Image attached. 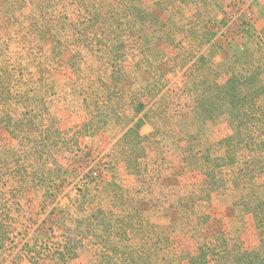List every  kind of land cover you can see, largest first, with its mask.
<instances>
[{
  "label": "rangeland",
  "instance_id": "1",
  "mask_svg": "<svg viewBox=\"0 0 264 264\" xmlns=\"http://www.w3.org/2000/svg\"><path fill=\"white\" fill-rule=\"evenodd\" d=\"M1 1L0 81L6 80L10 64L21 63L32 73L25 72L21 83L32 100L28 108L17 102L10 109L13 120L0 105V152L6 147L13 155L26 151L33 126L46 110L53 118L47 124H54L51 138L59 129L73 147L71 152L51 147L58 165L45 153L42 159L39 155L26 161L35 175L14 214L17 230L24 229L21 223L70 211L74 219L67 221L69 232L79 247L70 264H132L131 249L141 242L130 223H140V218L155 224L154 236L164 240L162 250L156 245L142 251L155 264H187L185 258L206 238L227 240L230 249L235 242L256 247L254 216L244 203L263 193L264 170L256 172L246 162L263 155L264 145L260 138H250L242 111L255 100L259 111L253 125L264 137V0H143L161 24L137 20L134 28L127 19L107 17L125 9V0H84V5L12 0L3 10ZM33 7L67 18L56 20L53 25L58 27L52 26L43 41L30 26ZM87 10L94 23L82 25ZM237 74L242 80L233 78L231 83L248 98L234 107L224 87ZM138 102L146 105L141 113L136 111ZM140 118L145 122L141 134L154 135L143 145L148 172L135 176L117 143ZM92 122L104 128L92 134ZM241 136L250 144H239ZM48 144L50 140L41 150ZM228 146L232 165L219 171L222 185L210 201L178 207L206 179L203 172L184 169L182 157L190 154L188 149L194 154L206 150L215 159L225 156ZM100 160L106 162L103 178L92 171ZM5 179L0 183L4 193ZM90 183L91 195L77 201ZM48 192H54L53 198ZM9 253L0 255L2 264H29L15 255L17 250Z\"/></svg>",
  "mask_w": 264,
  "mask_h": 264
},
{
  "label": "trees",
  "instance_id": "2",
  "mask_svg": "<svg viewBox=\"0 0 264 264\" xmlns=\"http://www.w3.org/2000/svg\"><path fill=\"white\" fill-rule=\"evenodd\" d=\"M11 1L12 0H2L1 9L3 10L9 7ZM125 1L127 4L125 9L118 13L108 14V19L118 17H120V19H127L131 28L135 27V22L137 20L149 19L154 24L156 22L161 24L160 21H158V19L155 20L154 16L148 11V7L143 0ZM70 2L73 5H84V0H70ZM32 12L33 15L30 26L39 39L43 41L47 37V33L51 31L52 26L58 27L57 23L53 25L56 20L61 21V19L67 18L66 15H60V18L57 15L53 16L38 7H33ZM91 14L92 12L87 10V17L82 25L91 24L94 21V16H90ZM49 16L51 18L47 21L46 19ZM53 48H55V46ZM201 58L202 57H200L198 61ZM25 72H27L26 74H32L28 71L27 67L23 66L21 63L10 64L8 70L5 72L6 80L0 81V105L8 109L6 118L9 120H13L12 115H10V109H13L17 102H20L26 108L31 105L32 99L29 96L30 90H23L21 88L22 78ZM242 77L243 75L240 74L230 77L224 87V89L228 88V102L234 107L238 106L240 101H244L248 98V96H242L239 85L231 83L233 78L242 80ZM254 101L252 104H249L247 112L242 111V117L245 118L244 126L251 127L250 138L256 136L260 138V143L264 145L263 133L260 132L261 130H258L259 127L257 125L256 127L253 125V121L256 120L257 112L259 111V109H256ZM93 104L97 106L96 102ZM135 106L138 113L143 112L146 108L145 103L141 102L136 103ZM87 108H89V105H87ZM100 117L101 112L94 116V118ZM38 118V123L33 126V138L28 140L29 147L26 151H22L20 155H18V153H16L17 155H13V150H8L6 147L3 148L2 153L0 152V154H2V157L0 155V183L5 176H7V179H5L4 185L8 183L6 185L8 190L6 193L3 192V189H1L3 186L0 185V255L7 252L12 254L17 250L15 255L23 256L28 260L29 264H70L79 255V247H77L78 239L69 232L71 227L68 226L67 223L69 217L71 220L74 219L70 211L61 210L62 216L59 218H53L52 216L51 218L48 216L30 225L21 223L24 229L20 231L17 230L16 221L18 218L15 217L14 214L17 206L20 204L21 193H24L26 184H28L31 181V177L35 175V172H30L26 165V161L29 157L39 155L42 159L45 153L48 157L50 156L49 158L56 165H58V160L56 157H53L51 147H59L60 150H66L67 152L73 151V147H68L64 134L62 132L59 133V129L56 130L57 135H54L57 137L51 138L54 133L50 134V131L54 129V124L51 126L47 125L49 122L53 121L51 114L47 110ZM144 124L143 118H140L117 143L119 155L126 163L128 172L135 176H143L148 172L144 159L145 147L143 145L144 142L149 141L153 137L154 133L142 135L140 127ZM102 128H104V124L96 125L92 122L91 131L89 132L96 134ZM41 135H43V138ZM49 140L51 145L48 144L44 151L41 150L42 145ZM243 141L250 144L248 139L246 140L241 136L239 144ZM140 145L141 148L136 149V147ZM76 147H78V144H76ZM188 151H191L190 154L182 157L184 169L187 173L195 171L203 172L206 179L203 183L193 186V190L186 197L180 199L177 205L181 208L183 203L187 202H192L194 206L202 202H209L212 193L222 185L221 179L218 177L219 171L227 165H232L230 160L233 157V155H231V146H228V152L225 156L215 159L211 158L209 152L206 150H200L198 154H194L191 147ZM105 163V161L100 160L95 165V168L92 169V171L98 172V176L102 175V178L103 172L105 171L103 169ZM253 164L256 166V172L264 170V153L259 157L255 156L247 161L246 167ZM243 171L244 168L240 169V173ZM250 172H254V169H251ZM41 181H43V179L39 180L40 185ZM92 184L93 183H90V187L86 188L85 191H80L77 201H80V198L86 200L87 197L91 195V192L94 190ZM102 192L103 191L100 190L98 193ZM7 195L10 196L8 197ZM46 195H49L48 198L52 197L54 192H48ZM79 204L82 205V203ZM89 204L91 203H84V205ZM244 206L246 212L254 216L255 231L253 239L256 240V247L252 249L244 248L242 242H235L230 249L227 246V240L218 242L206 238L205 241L198 246L195 254H192L189 258H185L187 264H264V183L263 193L257 196L252 203H244ZM43 208H45V206ZM55 210L56 209L53 211ZM140 219L142 220L140 223L133 221L130 223V229L138 232V238L141 242L138 248L131 249L132 264H155L152 261L153 256L144 255L142 251H144L146 247L152 249L156 245L159 246V250H162L161 243L164 244V240L154 236V230L157 228L155 224L151 223L148 219ZM58 230L62 231L59 235L57 233ZM29 234L30 236L28 237ZM0 264H2L1 257Z\"/></svg>",
  "mask_w": 264,
  "mask_h": 264
}]
</instances>
